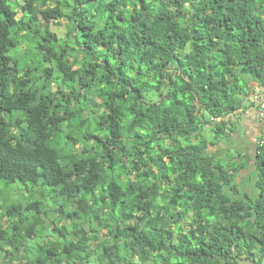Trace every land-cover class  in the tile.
I'll return each instance as SVG.
<instances>
[{
    "label": "trees",
    "instance_id": "16d2710c",
    "mask_svg": "<svg viewBox=\"0 0 264 264\" xmlns=\"http://www.w3.org/2000/svg\"><path fill=\"white\" fill-rule=\"evenodd\" d=\"M253 83L264 0H0V264H264Z\"/></svg>",
    "mask_w": 264,
    "mask_h": 264
},
{
    "label": "crops",
    "instance_id": "0c3cea01",
    "mask_svg": "<svg viewBox=\"0 0 264 264\" xmlns=\"http://www.w3.org/2000/svg\"><path fill=\"white\" fill-rule=\"evenodd\" d=\"M252 93L244 101V107L237 114L240 125L234 131L232 138L238 139L239 143H247L250 152L253 150V145L256 144L263 131V121L260 117L259 100L260 93L257 83L252 84ZM258 91V92H256ZM264 94V93H263ZM236 118V119H237ZM232 144V139H225L222 146L228 149ZM251 145V147H250ZM218 150L221 145L217 147Z\"/></svg>",
    "mask_w": 264,
    "mask_h": 264
},
{
    "label": "rangeland",
    "instance_id": "374dc122",
    "mask_svg": "<svg viewBox=\"0 0 264 264\" xmlns=\"http://www.w3.org/2000/svg\"><path fill=\"white\" fill-rule=\"evenodd\" d=\"M61 32L63 31L62 30V27L59 29ZM235 145V144H234ZM240 148L241 149H244V145H241L240 146ZM225 151H226V148L224 147V146H222L221 145V148L218 150V148H217V150H216V152H215V156H221V155H223L224 153H225ZM245 150H243V153H245L244 152ZM251 155V154H250ZM248 166H249V168H251V167H253V161H249L248 162ZM246 176H247V174H246ZM246 178H248V177H246ZM245 182V181H244Z\"/></svg>",
    "mask_w": 264,
    "mask_h": 264
},
{
    "label": "built area",
    "instance_id": "2783aa9c",
    "mask_svg": "<svg viewBox=\"0 0 264 264\" xmlns=\"http://www.w3.org/2000/svg\"><path fill=\"white\" fill-rule=\"evenodd\" d=\"M260 117L264 123V95L262 97V99H260Z\"/></svg>",
    "mask_w": 264,
    "mask_h": 264
},
{
    "label": "clouds",
    "instance_id": "9594fccd",
    "mask_svg": "<svg viewBox=\"0 0 264 264\" xmlns=\"http://www.w3.org/2000/svg\"><path fill=\"white\" fill-rule=\"evenodd\" d=\"M259 110H260V102H259Z\"/></svg>",
    "mask_w": 264,
    "mask_h": 264
}]
</instances>
